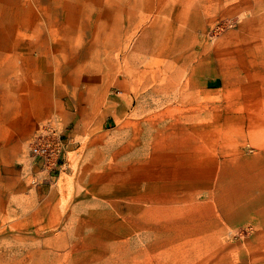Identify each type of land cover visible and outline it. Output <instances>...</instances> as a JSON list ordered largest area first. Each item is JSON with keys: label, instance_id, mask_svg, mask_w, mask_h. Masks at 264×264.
Returning a JSON list of instances; mask_svg holds the SVG:
<instances>
[{"label": "rangeland", "instance_id": "rangeland-1", "mask_svg": "<svg viewBox=\"0 0 264 264\" xmlns=\"http://www.w3.org/2000/svg\"><path fill=\"white\" fill-rule=\"evenodd\" d=\"M207 41L213 72L257 84L248 93L264 101V0H0V68L33 66L50 109L20 161L0 163V264H264L263 135L217 148L257 176L247 197L238 184L194 201L147 194V130L175 125L160 121L172 92L159 84L196 81L178 66L201 60ZM42 137L62 142L55 161L31 156Z\"/></svg>", "mask_w": 264, "mask_h": 264}, {"label": "crops", "instance_id": "crops-1", "mask_svg": "<svg viewBox=\"0 0 264 264\" xmlns=\"http://www.w3.org/2000/svg\"><path fill=\"white\" fill-rule=\"evenodd\" d=\"M215 49V42L212 45L207 41L200 46L201 54L207 52L201 60L193 65L178 66L177 70L186 71L189 78L198 74L201 79L159 84V90L172 92L167 94L171 104L167 105L166 115H160V121L175 125L170 129L163 127L154 133L152 129L147 130V139L150 140L147 186H156L155 189L147 190L150 200L154 197L159 202H174L182 200L183 198H179L183 196L194 201V196L208 189L211 184L214 187H223V184L232 187L238 184V187L244 188L241 196L247 197L250 194L247 191V181L257 177H249L250 166L247 161L236 165L231 159L222 160L219 157L217 148L221 140L231 136H236L239 140L245 137L260 140L263 135L260 143H257L259 150L255 155L262 161L255 164V167L263 168L261 177L264 179V101L255 99L254 94L248 93L249 88L255 90L257 84L240 79L238 81V78L236 82H227L224 81V75L213 72ZM190 66L191 70L188 71ZM33 70V66L25 67L23 63L21 67H15L12 73L7 68H0V77L3 76L0 78V163L7 165V168L20 161L25 141L32 136V131L39 122L45 119L41 115L47 117L50 112L47 101H37L40 92L46 93L48 86L45 85V79L41 81L39 73ZM29 73L30 78H26L25 74ZM229 73L234 75V72ZM14 80L15 83H9ZM169 112L172 114L169 115ZM152 134L154 138L160 139L153 146ZM169 139L175 141L169 143ZM238 147L240 144L234 147L232 154L234 151L238 154ZM178 151L180 154H177ZM206 154L215 157L201 158L200 155ZM176 155L182 156L184 167L181 169L176 168ZM240 157L241 155L238 156ZM231 191L232 188L228 193ZM262 193L264 195V191ZM213 196V200L217 201L216 193ZM230 201L232 199H228L229 203ZM241 202L246 203L248 200ZM231 204L222 208L232 211ZM247 209V205L234 207L235 211L241 212Z\"/></svg>", "mask_w": 264, "mask_h": 264}, {"label": "built area", "instance_id": "built-area-1", "mask_svg": "<svg viewBox=\"0 0 264 264\" xmlns=\"http://www.w3.org/2000/svg\"><path fill=\"white\" fill-rule=\"evenodd\" d=\"M63 144L54 137L37 138L30 144L29 152L33 159L45 162L55 161L63 151Z\"/></svg>", "mask_w": 264, "mask_h": 264}, {"label": "bare ground", "instance_id": "bare-ground-1", "mask_svg": "<svg viewBox=\"0 0 264 264\" xmlns=\"http://www.w3.org/2000/svg\"><path fill=\"white\" fill-rule=\"evenodd\" d=\"M188 1H189V0H188ZM187 4H188V3H187ZM187 4H186V5H187ZM186 5H185V6H186ZM187 7H188V6H187ZM194 9H195V8H194ZM235 9H236V7H235ZM238 9H240V8H238Z\"/></svg>", "mask_w": 264, "mask_h": 264}]
</instances>
